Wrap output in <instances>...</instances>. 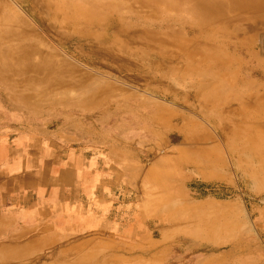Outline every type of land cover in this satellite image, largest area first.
Instances as JSON below:
<instances>
[{
  "label": "rangeland",
  "instance_id": "obj_1",
  "mask_svg": "<svg viewBox=\"0 0 264 264\" xmlns=\"http://www.w3.org/2000/svg\"><path fill=\"white\" fill-rule=\"evenodd\" d=\"M24 2L11 6L53 73L30 92L0 74V158L14 159L6 147L18 139L26 159L36 141L92 143L135 154L143 175L135 214L121 208L122 219H137L130 237L43 238L40 250L4 247L1 237L0 264H264V10L163 0L166 12L163 3L149 12L165 18V54H154L168 58L99 63L94 41L64 43L70 33L51 21L61 1ZM116 3L121 11L125 1ZM15 27L0 22V34Z\"/></svg>",
  "mask_w": 264,
  "mask_h": 264
},
{
  "label": "crops",
  "instance_id": "obj_2",
  "mask_svg": "<svg viewBox=\"0 0 264 264\" xmlns=\"http://www.w3.org/2000/svg\"><path fill=\"white\" fill-rule=\"evenodd\" d=\"M20 140L6 147L13 160L0 158V238L8 242L4 247L40 250L43 238L59 246L105 231L120 237L135 232L137 219L124 220L121 215L123 203L133 214L139 205L143 173L135 154L116 147L96 150L92 143L49 149L36 141L26 159Z\"/></svg>",
  "mask_w": 264,
  "mask_h": 264
},
{
  "label": "bare ground",
  "instance_id": "obj_3",
  "mask_svg": "<svg viewBox=\"0 0 264 264\" xmlns=\"http://www.w3.org/2000/svg\"><path fill=\"white\" fill-rule=\"evenodd\" d=\"M60 1L62 13L54 18L52 17L51 21L53 23L60 21L62 24L59 27L70 33V36L67 37L68 40H64V43L74 44L78 41H94L100 52L97 58L99 63L100 57L109 61L113 60V62L120 59L140 62L147 60V56H151L149 60H159L158 57L168 58L167 56L154 54V52L159 51L163 53L164 36L169 33L165 32L163 27L160 26V22L165 18L149 12L157 4L163 3V0H124L125 5L122 10L120 9L121 11L117 10V0ZM241 1L246 9L252 10L251 13L255 16L264 10L262 0ZM24 3V0H20L18 3L16 1L0 0V22L13 23L16 26L15 34L9 36L0 34V74L2 73L3 77L12 84L11 86L18 88L20 92H30L37 89L41 84V81H38L41 76L51 74L53 70L50 67L46 68L47 65L45 64L48 60L43 58L40 51L35 48L34 39L29 36L34 33L25 25L26 19L12 7L16 5L21 10L20 6ZM163 4L161 7L163 9L160 10L161 13L166 12V4ZM37 20L41 28H49V25L43 19L39 18ZM156 21H158V25ZM25 30L29 35L24 32ZM111 30H114V32H109ZM186 43L187 40H181L174 46L182 48ZM10 78L15 79L12 81ZM43 83L48 84L47 81ZM257 100L264 101V94L257 97ZM44 167L46 166L44 165Z\"/></svg>",
  "mask_w": 264,
  "mask_h": 264
}]
</instances>
